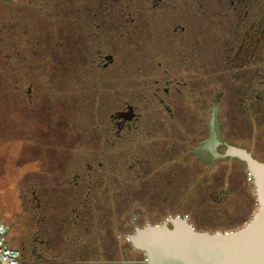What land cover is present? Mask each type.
<instances>
[{
  "label": "flooded vegetation",
  "instance_id": "1",
  "mask_svg": "<svg viewBox=\"0 0 264 264\" xmlns=\"http://www.w3.org/2000/svg\"><path fill=\"white\" fill-rule=\"evenodd\" d=\"M8 6L1 47L17 65V122L42 142L53 125L55 141L84 146L48 175H21L15 158L19 212L5 237L20 264H114V225L127 241L170 218L209 232L250 219L252 179L225 154L264 162V0H15L13 27ZM55 50L66 73L42 71ZM55 78L59 88L38 89ZM215 108L223 157L205 163L194 150Z\"/></svg>",
  "mask_w": 264,
  "mask_h": 264
},
{
  "label": "water",
  "instance_id": "2",
  "mask_svg": "<svg viewBox=\"0 0 264 264\" xmlns=\"http://www.w3.org/2000/svg\"><path fill=\"white\" fill-rule=\"evenodd\" d=\"M209 130V139L194 150L205 163L223 157L216 152L217 145H225L217 108L211 112ZM225 156L244 162L252 179L256 208L250 219L237 229L213 232L180 218L136 227L127 242L142 254L144 264H264V162L233 147H227Z\"/></svg>",
  "mask_w": 264,
  "mask_h": 264
},
{
  "label": "rangeland",
  "instance_id": "3",
  "mask_svg": "<svg viewBox=\"0 0 264 264\" xmlns=\"http://www.w3.org/2000/svg\"><path fill=\"white\" fill-rule=\"evenodd\" d=\"M2 84L3 82L1 80L0 167L5 169V171L2 170L3 175L0 176V220L5 223L13 219L15 214L19 212V202L18 199H15L17 192L14 188L17 181L20 180L21 175L24 174L26 176L29 173L32 174L33 171H35L38 175H40L39 173H44L45 175L51 173V168L53 167L52 165L56 162L55 157H58V153L53 150V145L60 141H55L53 135L59 134L60 132L53 128V125H48L49 128H47L46 133L50 131L53 135L52 137L46 136L47 138L42 142L37 136H33L32 130L28 126L21 127L22 125L17 122L18 115L13 106L14 103L16 104L17 102V97L11 96L13 99L8 97L3 91ZM28 124L29 126H32L31 123ZM34 128V135H37V127L35 126ZM21 130L23 134L20 133ZM56 138L59 139V137ZM11 158L13 160H11ZM15 158H19L20 161H23V164H26L27 170L24 169L23 171L22 169V173H20L21 175L14 169L16 162ZM45 175L44 177L35 175L33 178L42 183L43 179L44 182L46 180ZM28 179L30 180L32 178ZM252 209L253 207L251 210ZM8 245L13 247L9 243Z\"/></svg>",
  "mask_w": 264,
  "mask_h": 264
},
{
  "label": "trees",
  "instance_id": "4",
  "mask_svg": "<svg viewBox=\"0 0 264 264\" xmlns=\"http://www.w3.org/2000/svg\"><path fill=\"white\" fill-rule=\"evenodd\" d=\"M4 2V0H0V25L3 23L4 20V9L2 7V3ZM6 2L10 3L12 6V9L8 6V11H7V15H8V19H7V23L11 25V27L15 26V11L13 10V6L15 7V0H6ZM1 33H0V81L2 80L3 84L2 87L3 89L7 90V96L10 97L11 99H13L12 97H15V92H16V77L14 76V74H16V64H13V62L10 63H4L3 62V55H4V50L5 48L1 47ZM61 33L59 34V36H56L54 39L55 40H59L61 42V40H63V38H61ZM43 46H40L38 48H44L43 50L39 51V56H37L38 58H42L48 55V52L50 51L48 47H46L47 45L50 46L51 43H41ZM9 45L13 46L12 49H9ZM7 48V52L9 54V56H11L10 61L14 60V56H15V48L14 45L12 43H8L6 45ZM57 48V46H55V49ZM33 49L35 50V47L33 46V44H29L28 49L26 50V57H30V53L34 52ZM56 51V50H55ZM43 52V54H42ZM25 55V52L23 53ZM56 58H55V63L53 64L52 68H48V66L46 65L44 70L42 71H49V72H54V73H66L67 72V68H68V62L66 61H58L59 58L57 57V51L55 54ZM66 56V55H65ZM34 57V56H32ZM5 73V75H4ZM61 81L60 79L55 78L53 81H51V84L46 83V81L44 82H38V89H48V88H53V89H57L59 88V85L57 84V82ZM62 82V81H61ZM45 84V85H43ZM42 85V86H41ZM12 96V97H11ZM14 102V101H13ZM14 108H15V103H14ZM12 106V107H13ZM47 131V129H46ZM61 132V131H60ZM45 136L48 137H52L53 133H50V131L48 133L44 134ZM53 136L55 137H63L62 134H60L59 136H57L56 134H54ZM84 147L82 145L79 144H63L62 140L60 139L59 142H57L56 144L53 145V150H55L58 155H63V153L65 152H79L81 151L80 148ZM62 158V157H61ZM11 160H13L11 158ZM252 207L253 209L256 208V205L254 204V202H252ZM121 229V227H120ZM121 232V230L117 229V227L114 225V264H144V260H143V256L141 255V253L135 251L132 249V247L130 246V244L123 238L119 239L116 237L117 234H119Z\"/></svg>",
  "mask_w": 264,
  "mask_h": 264
},
{
  "label": "built area",
  "instance_id": "5",
  "mask_svg": "<svg viewBox=\"0 0 264 264\" xmlns=\"http://www.w3.org/2000/svg\"><path fill=\"white\" fill-rule=\"evenodd\" d=\"M5 235L6 225L0 220V264H20L19 251L8 245Z\"/></svg>",
  "mask_w": 264,
  "mask_h": 264
}]
</instances>
